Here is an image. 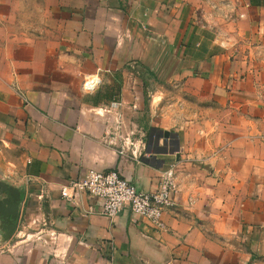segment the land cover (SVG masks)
<instances>
[{
  "label": "crops",
  "instance_id": "crops-1",
  "mask_svg": "<svg viewBox=\"0 0 264 264\" xmlns=\"http://www.w3.org/2000/svg\"><path fill=\"white\" fill-rule=\"evenodd\" d=\"M133 62L175 68L171 82L214 105L200 111L204 125L169 127L138 157L120 155L108 135L110 103L128 121L143 100L121 80ZM93 76L101 84L87 91ZM229 101L256 102L261 117L216 122L231 118L217 108ZM263 116L264 0H0V182L22 197L7 238L13 190L0 188V264H248L241 233L264 222ZM172 164L181 187L164 229L60 194L71 179L114 168L153 191Z\"/></svg>",
  "mask_w": 264,
  "mask_h": 264
},
{
  "label": "rangeland",
  "instance_id": "rangeland-1",
  "mask_svg": "<svg viewBox=\"0 0 264 264\" xmlns=\"http://www.w3.org/2000/svg\"><path fill=\"white\" fill-rule=\"evenodd\" d=\"M155 59L154 57L152 58L153 61H155ZM174 69L170 71H162L160 69L150 71L142 62H133L131 66L126 67V70L123 71L125 73L121 74L122 83L124 81L127 85H130V92H132L134 96V92L137 94L139 93L143 98L141 105L136 106L138 108L133 112H129L128 121L124 119V128L127 131L130 129H134L135 131L134 134H131L130 140L136 145V148L138 147V153H144L147 147L155 149L156 142L160 139L169 138L171 136L169 127L174 130L183 125L195 123L199 125L203 123L205 119L199 117L200 111L202 109L204 110L209 104L214 106L209 102L198 100L190 85H182L179 82H175V80L171 82L170 77ZM188 78V76L181 78L182 83H185ZM159 96L161 97L160 100ZM216 104H219V102ZM224 104H226L227 109L231 110V114L229 113L231 118L217 113L218 116L216 118L218 119H214L216 122L221 121V123L239 125V123L244 121L246 116L261 117L259 115V111L261 110H256V108H258L256 107L258 105L256 102L229 101L220 103L217 108H223ZM251 106L253 107L251 108ZM242 115H245V117H242ZM204 124L205 123H203V125ZM166 130L170 131L169 137H165ZM126 135L127 134L124 133L123 137ZM259 135H261L260 139H262L264 143L262 133H259L258 136ZM120 144H122V140ZM130 147L131 149L134 148V146ZM214 152L217 153V151ZM170 166L176 167L175 164ZM177 174L181 187L178 170ZM241 236L247 237L245 247L251 254V259L248 264H264V222L254 229L243 231Z\"/></svg>",
  "mask_w": 264,
  "mask_h": 264
},
{
  "label": "built area",
  "instance_id": "built-area-1",
  "mask_svg": "<svg viewBox=\"0 0 264 264\" xmlns=\"http://www.w3.org/2000/svg\"><path fill=\"white\" fill-rule=\"evenodd\" d=\"M100 84L101 78L93 76L84 82V89L94 91ZM121 105L120 101L115 100L110 103L107 110L109 113L114 111L116 117L115 133L108 132V135L114 136L110 142L117 145L115 140L117 138L119 142L122 140L119 154L124 156L127 151H131L133 157H138L141 152L138 153V147L136 148L130 140L134 132H129L125 137L121 134L125 123ZM130 146L134 148L131 149ZM179 191L177 168L174 166L162 171L159 184L153 191L139 189L135 183L123 176L118 168L108 171L90 170L78 179L67 181L60 188L61 196L68 203L76 204L83 194L94 197L98 201V208L90 207L89 212L113 218L122 212L131 211L147 219L158 229L166 228L164 213L175 204V196Z\"/></svg>",
  "mask_w": 264,
  "mask_h": 264
},
{
  "label": "water",
  "instance_id": "water-1",
  "mask_svg": "<svg viewBox=\"0 0 264 264\" xmlns=\"http://www.w3.org/2000/svg\"><path fill=\"white\" fill-rule=\"evenodd\" d=\"M170 131L166 130L165 131V137H169ZM0 188L3 190H13L12 188H9V186L5 183L0 182ZM12 198L11 199H5L3 201L4 204L8 206V209L3 211V217L5 221L7 222L6 229L8 230L7 232V238H9L12 233L14 232L15 228L17 227L18 221H19V215H20V209H21V202H22V197H21V191L13 190L11 192Z\"/></svg>",
  "mask_w": 264,
  "mask_h": 264
}]
</instances>
